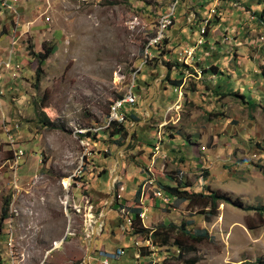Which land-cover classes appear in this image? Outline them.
Listing matches in <instances>:
<instances>
[{
    "label": "rangeland",
    "instance_id": "obj_1",
    "mask_svg": "<svg viewBox=\"0 0 264 264\" xmlns=\"http://www.w3.org/2000/svg\"><path fill=\"white\" fill-rule=\"evenodd\" d=\"M168 14L172 24L146 54ZM48 47L38 83L34 55ZM262 69L264 0H0V264H101L100 252L115 255L108 264L263 261L264 214L247 209L264 206ZM129 92L138 101L122 111L143 122H124L119 140L110 115ZM6 128L24 152L17 171ZM165 184L240 207L199 214L160 199ZM92 205L97 221L108 210L90 237ZM182 224L208 239L189 240Z\"/></svg>",
    "mask_w": 264,
    "mask_h": 264
},
{
    "label": "trees",
    "instance_id": "obj_2",
    "mask_svg": "<svg viewBox=\"0 0 264 264\" xmlns=\"http://www.w3.org/2000/svg\"><path fill=\"white\" fill-rule=\"evenodd\" d=\"M195 44V42H194ZM54 48L53 47H48L46 49H44V51L41 53H36L34 56L37 60L38 63V67L36 69V82L39 83L42 75H43V69L42 66L45 63V61L47 60V58L53 53ZM186 69L188 67H185ZM170 69V68H169ZM214 70V69H213ZM190 71L193 74L192 69H190ZM261 76L264 78V69H262L261 71ZM166 81H170V84L172 86L175 87H179L181 86L182 80L178 79L177 81L175 80H170L169 74H167V77L165 79ZM240 99L242 100V103L245 104L246 106H249V108L254 107L255 104L251 103L250 101H248L246 99V96L243 94L240 96ZM123 100V98L121 99ZM121 113H123L124 115V121L123 122H119V121H111L109 123L108 128H112V131L110 132L111 136H118L119 140H124L127 136V131L125 126L123 125L124 122H138L139 119L137 116L134 115L133 112L130 113H126L125 111H122ZM107 128V129H108ZM87 135H91V132L89 131ZM117 143L119 144V146L122 145V142L117 141ZM187 186L186 187H181L180 185H169V184H165V185H160V189H158V192L162 193L163 196H165V198H167L169 201L173 200V201H180V202H187V206L193 208L194 206H199L200 207V211L198 212L199 214H214L218 208L219 203L223 202V203H229L232 204L234 206H239L240 207V203L238 199H234L231 200L229 198H225L223 196L218 195L216 192L210 191L209 189H207L206 193H190L187 190ZM140 195V190H138V192L136 193V198H139ZM116 207V205H113V207ZM7 208H8V201H5L4 206L2 207V211H1V215H0V237H1V230H2V223L3 221L6 219L7 216ZM118 208V206H117ZM209 208V211H205V209ZM250 210H256L259 215L261 216V214H264V206L262 207H257V208H247ZM139 214V210L138 209H133L131 210L130 213V217L132 218H137ZM168 225H165V227H162L163 230L169 231L170 229H172V226L167 227ZM182 235L186 238H188L189 240L195 242V243H199L202 242L204 240L208 239V235L205 231L201 232V233H195V234H191L187 231V229L185 228V225L182 224L181 228H180ZM139 232V231H138ZM177 244L180 243L179 241H176ZM181 245V244H178ZM246 264H253V263H246ZM254 264H264V260L263 261H257Z\"/></svg>",
    "mask_w": 264,
    "mask_h": 264
},
{
    "label": "built area",
    "instance_id": "obj_3",
    "mask_svg": "<svg viewBox=\"0 0 264 264\" xmlns=\"http://www.w3.org/2000/svg\"><path fill=\"white\" fill-rule=\"evenodd\" d=\"M214 1L215 2H218V0H214ZM213 6H215V5H213ZM209 18H210L209 16L206 17V23H208ZM197 41H199V39ZM153 46H155V45H153ZM186 54H193V52H190V48L184 50V60H185V55ZM130 104H131V102H127V101L124 103V105H129V106H130ZM124 105L121 106L119 110H114V111H120V121L119 122H123L124 121V118H125L124 115H123V113H121ZM15 129H17V127H15ZM6 130H7L8 137L11 139V140H9V142H10V145L12 147L11 151H12V154H13V157H12V163L14 165L13 168H15V171H17V169L19 167L18 161L24 156V152L18 146V140H15V132H12L11 131L12 129H8V128H6ZM160 143H161V138L160 137H157V143L154 145V149L156 151L159 149V144ZM85 150H87V149L85 148ZM158 197L160 199L164 200L163 195L160 192H158ZM76 199H77V205H78L80 203V201H81L80 195L77 196ZM166 200L167 199H165L164 201H166ZM93 209H94V207L92 205V207L90 208L89 213L85 216V218H86L85 219V221H86V233H87L88 236L90 235V237L93 235V233L90 231V226L92 224L95 225V226H97V220H96L95 216H93ZM126 216H127V220H128V221H126L127 222V225H128V227H131L132 226V223H130L131 220L129 218L128 213L126 214ZM99 228L101 229V226H99ZM10 253L12 254V251H10ZM101 253H102V255H101ZM122 254H123V251L120 250V251L117 252L116 256L117 255H122ZM100 255L101 256H104V259L102 260V263L101 264H108V260L109 259H116L114 254H108V253H105V252H100Z\"/></svg>",
    "mask_w": 264,
    "mask_h": 264
},
{
    "label": "bare ground",
    "instance_id": "obj_4",
    "mask_svg": "<svg viewBox=\"0 0 264 264\" xmlns=\"http://www.w3.org/2000/svg\"><path fill=\"white\" fill-rule=\"evenodd\" d=\"M212 13H214V10L212 9L211 11ZM173 14H168L166 16H163L160 21H159V32L157 34V36L154 37V39H152L149 43V45L147 46V51L146 54L148 53V49L151 48L153 45L158 44L162 38H163V32L172 24L173 22ZM206 20V18H205ZM205 25L207 24L206 21H204ZM204 25V26H205ZM168 31V30H167ZM205 33L204 27L201 28V34L203 36V34ZM166 33H164L165 35ZM202 44V37H200L199 41L196 42L195 47L200 46ZM192 47V46H191ZM202 47V46H201ZM194 48H190V52L194 51ZM198 50V49H197ZM185 57H188V59H190L192 57V54H186ZM131 102V104H136L138 99L136 97V95H134L133 93L129 92V94L125 95V97H123V100H118L116 101V103L114 105H117L116 108L114 109L113 107V113L110 115V122L116 120L117 117V113H119L120 111H114V110H119L121 106L124 105L125 102ZM130 104V105H131ZM133 106V105H132ZM89 132V131H88ZM91 132V131H90ZM93 225V224H92ZM93 227H96L95 225H93ZM92 226H90V231L93 233V228ZM99 226L96 229V233L99 231ZM58 245V244H57Z\"/></svg>",
    "mask_w": 264,
    "mask_h": 264
},
{
    "label": "water",
    "instance_id": "obj_5",
    "mask_svg": "<svg viewBox=\"0 0 264 264\" xmlns=\"http://www.w3.org/2000/svg\"><path fill=\"white\" fill-rule=\"evenodd\" d=\"M143 121H139V123H142ZM130 137H131V132L128 133V137H127V142L130 140ZM127 143H125L121 149L123 150L125 147H126ZM117 162H118V168L120 169L121 168V161H120V157L119 155L117 154ZM119 169H117V171H115V173L111 176L110 178V186L112 187L113 186V182L116 180L117 178V175H118V172H119ZM108 205V204H107ZM107 209H104L102 215L99 217L98 221H97V226H102L103 225V219H104V216L106 215L107 213ZM94 245V239H91V247H90V250L92 249Z\"/></svg>",
    "mask_w": 264,
    "mask_h": 264
},
{
    "label": "crops",
    "instance_id": "obj_6",
    "mask_svg": "<svg viewBox=\"0 0 264 264\" xmlns=\"http://www.w3.org/2000/svg\"><path fill=\"white\" fill-rule=\"evenodd\" d=\"M209 8H210V7H209ZM209 8H208V9H209ZM184 46H185V45H184ZM184 46H181V47H180V50H181ZM180 50H179V52H180Z\"/></svg>",
    "mask_w": 264,
    "mask_h": 264
}]
</instances>
